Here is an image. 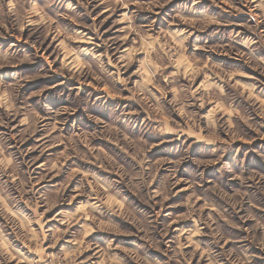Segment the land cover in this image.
Segmentation results:
<instances>
[{"label": "rangeland", "instance_id": "obj_1", "mask_svg": "<svg viewBox=\"0 0 264 264\" xmlns=\"http://www.w3.org/2000/svg\"><path fill=\"white\" fill-rule=\"evenodd\" d=\"M0 264H264V0H0Z\"/></svg>", "mask_w": 264, "mask_h": 264}]
</instances>
